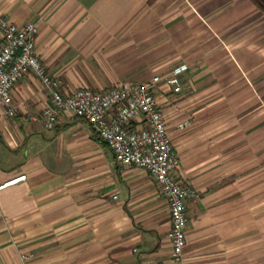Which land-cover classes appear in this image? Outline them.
<instances>
[{"label":"crops","instance_id":"obj_1","mask_svg":"<svg viewBox=\"0 0 264 264\" xmlns=\"http://www.w3.org/2000/svg\"><path fill=\"white\" fill-rule=\"evenodd\" d=\"M0 18L38 25L64 95L186 65L179 92L163 81L154 94L195 192L177 261L155 179L82 118L47 128L51 99L29 74L18 116L0 112V185L26 176L0 191V264H264V0H0Z\"/></svg>","mask_w":264,"mask_h":264},{"label":"built area","instance_id":"obj_2","mask_svg":"<svg viewBox=\"0 0 264 264\" xmlns=\"http://www.w3.org/2000/svg\"><path fill=\"white\" fill-rule=\"evenodd\" d=\"M39 27L0 18V112L5 119L18 116L13 98L17 83L35 74L51 99L45 109L47 128L53 129L61 112L86 120L113 151L120 165L146 170L171 205L169 234L172 256L180 261L186 245L189 201L195 192L176 177L180 159L163 119L154 88L161 82L181 90V75L188 67H176L167 77L156 75L145 83L122 82L105 90L80 88L69 95L60 91L55 79L37 54ZM35 121L36 116L23 117ZM26 176L0 185V191ZM31 256V255H30ZM27 256L25 258H28Z\"/></svg>","mask_w":264,"mask_h":264},{"label":"trees","instance_id":"obj_3","mask_svg":"<svg viewBox=\"0 0 264 264\" xmlns=\"http://www.w3.org/2000/svg\"><path fill=\"white\" fill-rule=\"evenodd\" d=\"M95 134H96V139H97L98 141H100V142H104L103 139L98 135L97 132H95ZM104 143H105V142H104Z\"/></svg>","mask_w":264,"mask_h":264}]
</instances>
